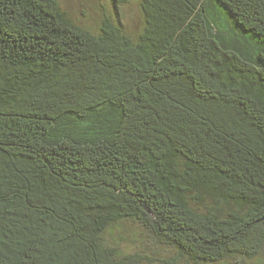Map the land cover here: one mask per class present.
<instances>
[{
	"label": "trees",
	"instance_id": "obj_1",
	"mask_svg": "<svg viewBox=\"0 0 264 264\" xmlns=\"http://www.w3.org/2000/svg\"><path fill=\"white\" fill-rule=\"evenodd\" d=\"M130 1L0 0V264H264V0Z\"/></svg>",
	"mask_w": 264,
	"mask_h": 264
},
{
	"label": "rangeland",
	"instance_id": "obj_2",
	"mask_svg": "<svg viewBox=\"0 0 264 264\" xmlns=\"http://www.w3.org/2000/svg\"><path fill=\"white\" fill-rule=\"evenodd\" d=\"M59 2L70 17L92 31L99 28L104 13L109 14V11H114L111 0H59ZM120 13L123 26L130 34L140 32L143 21L137 1L132 0L120 7ZM107 236L111 243L119 246L124 252H155L154 245L147 237L142 236L139 226L132 222L111 229ZM260 259L264 261V256ZM259 262L261 261L255 260L249 264H259Z\"/></svg>",
	"mask_w": 264,
	"mask_h": 264
}]
</instances>
